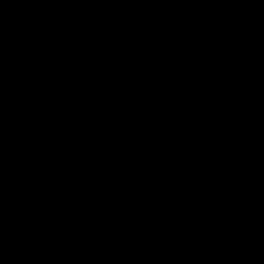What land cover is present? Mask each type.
Wrapping results in <instances>:
<instances>
[{"label": "water", "instance_id": "1", "mask_svg": "<svg viewBox=\"0 0 264 264\" xmlns=\"http://www.w3.org/2000/svg\"><path fill=\"white\" fill-rule=\"evenodd\" d=\"M0 264H264V0H0Z\"/></svg>", "mask_w": 264, "mask_h": 264}]
</instances>
